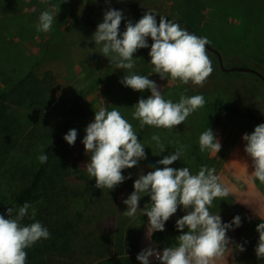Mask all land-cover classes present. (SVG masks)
<instances>
[{"label": "rangeland", "instance_id": "1", "mask_svg": "<svg viewBox=\"0 0 264 264\" xmlns=\"http://www.w3.org/2000/svg\"><path fill=\"white\" fill-rule=\"evenodd\" d=\"M109 4L113 9L134 14L139 18L136 22L148 10L158 15V19L164 16L177 23L183 20L184 26H191L222 53L225 67L254 68L251 63H255L264 72V0H110ZM98 7L96 0H45L43 3L41 0H0V88L33 72L44 78L49 89L48 99L44 98L38 109L21 107L14 110L26 132L33 127L39 129L38 138H34L36 143L30 151L32 159L39 161L37 158L44 151L48 134L76 100L80 106L79 114L75 112L64 125L69 121V130H77L80 144L73 158V174L62 184L81 191L84 184L80 171L90 177L83 166L90 157L86 155L80 139L85 137L86 127L94 122L95 111L101 107L108 111L116 108L132 124L147 156L137 167L123 170L126 179L114 190L104 189L100 197L70 198L68 213L77 221L78 231L67 240L60 253L41 259L37 264H119L132 252L140 253L149 246L163 251L165 244L154 240L155 232L151 239L147 236V215L138 211L136 218L130 219L122 214L127 211L123 201L133 193L135 180L142 173L163 167L159 160L174 154L179 145L187 146L186 154L170 167H188L192 174H197L201 166L210 168L213 163L209 153L199 150L202 132L211 128L220 141L230 127L251 134L256 126L264 124L260 116L262 88L241 77L247 72L226 74L219 69L218 60L208 54L214 71L203 87L191 83H168L152 71L151 47H148L134 54L132 72L155 81L165 99L179 102L181 94L203 95L206 103L173 131L151 126L141 128L139 121L132 117L133 107L141 98L147 99L151 92H136L123 86L120 81L126 73L111 64L100 52L101 46L92 41L98 24L103 22L97 13ZM47 10L52 11L55 17L52 29L47 33L38 32V18ZM120 30L125 31L123 28ZM217 101H222L223 106L219 122L212 126ZM153 135L160 136L166 148L164 153L152 141ZM129 176L131 179H127ZM13 189L7 184L0 188L2 207L11 201ZM147 197L150 198L142 194L140 210L147 205L142 200ZM169 225L170 221L165 224L168 247L174 245L168 235ZM258 242L259 233L252 241L254 249ZM237 253L239 264L247 261L249 264H264V259H257L255 252L244 255L238 250ZM229 255L226 251V259ZM151 260L152 264H159L155 258Z\"/></svg>", "mask_w": 264, "mask_h": 264}, {"label": "clouds", "instance_id": "2", "mask_svg": "<svg viewBox=\"0 0 264 264\" xmlns=\"http://www.w3.org/2000/svg\"><path fill=\"white\" fill-rule=\"evenodd\" d=\"M106 2L110 3V0ZM157 16L148 10L135 24L129 20L126 30L121 34L123 12L109 8L104 13L103 22L98 24L92 41L96 46H101L100 52L111 64L126 73L120 81L123 86L141 93L150 90L151 95L147 99L141 98L133 107L132 117L139 121L140 127L151 126L173 131L204 107L205 97L181 94L179 102L165 99L155 81L131 71L135 67L134 54L148 48L147 41L151 38L149 56L152 71L168 83H191L203 87L214 68L207 54V38L189 33L179 23L169 21L164 16H159L158 23ZM54 19L52 11H43L38 18L37 31L49 32ZM85 131L82 143L90 159L83 166L88 175L95 179L97 189L114 190L126 179L123 170L137 167L141 160L147 159L145 147L132 124L116 108L111 111L104 107L96 110L94 122ZM77 136V130L71 129L64 140L74 146ZM151 139L164 153L166 148L160 136L153 135ZM243 141L244 152L251 160L253 169L249 178L264 184V124L256 126L251 134H244ZM221 148V142L211 128L201 133L200 152L215 156ZM186 151V145H179L174 154L170 153L159 160V165L163 167L140 174L134 182L133 193L123 201L127 205V211L122 213L124 216L135 219L138 211L147 215L149 239L154 232L165 231V224L179 208L182 207L186 212L176 221V228L182 233L176 237V244L164 248L162 252L151 246L146 247L136 257L140 264H152L151 258H155L159 264H217L232 243L227 232L234 230L233 225L236 228L241 226L240 216L237 215L231 223H223L220 215H213L209 210L217 198L224 199L230 194V189L220 182L214 167L203 165L197 174H192L188 167H170L181 160ZM37 159L41 164L48 161L42 151ZM127 179H131V176ZM142 194L150 196L151 203L140 210ZM30 208L34 218L36 210L28 203H24L18 210L9 207L7 218L0 214V264H27L26 250L50 238L49 230L39 221L30 225L22 223ZM256 231L259 233V242L255 253L257 259H264V223H260ZM236 247L240 252L246 250L243 245Z\"/></svg>", "mask_w": 264, "mask_h": 264}, {"label": "trees", "instance_id": "3", "mask_svg": "<svg viewBox=\"0 0 264 264\" xmlns=\"http://www.w3.org/2000/svg\"><path fill=\"white\" fill-rule=\"evenodd\" d=\"M96 1L99 3L97 13L103 18L105 13L104 5L101 0ZM107 3L109 8H112L109 2ZM119 11H122L124 15L120 29L126 30V24L129 20L135 24L136 20L139 19L130 12ZM157 22L159 23L158 18ZM181 22L179 24L183 29H192L195 32L191 26H184L183 22ZM120 32L122 31L120 30ZM207 54L218 60L217 55L208 49ZM246 61L251 62L248 59ZM251 66L260 70L255 66V63H251ZM219 69L221 70L220 67ZM260 71L264 74L262 70ZM226 74L228 73L226 72ZM241 77L248 83H255L261 86L260 98L263 109L260 116L264 121L263 80L254 73H243ZM235 79L238 80V78ZM48 93L49 89L45 85L44 78H40L33 72L27 73L24 78L13 83L4 84L0 88V188H3L4 184L9 185L12 189L14 188L12 196H10L11 201L3 207L0 204V214H4L5 218H7V209L9 207L18 210L24 203H28L35 208L36 215L32 218V209L30 208L28 216L24 218L22 223L30 225L39 221L50 232L49 239L41 240L26 250L28 253L27 264H37L41 259L60 253L64 244L68 243L67 240L77 233V221L72 219L68 213V201L70 198L102 196V190L95 187V180L85 175L83 171H80L83 174L81 179L84 184L81 191L61 183L73 174V169L75 168L73 158L79 149L80 142L78 137L74 146H70L64 140V136L70 131V122L68 121L66 126L64 123L70 116H74L75 112L79 114L80 106L78 105V100H76L74 106L67 108L48 134V140L43 151V154L48 157L47 163L41 164L39 161L32 159L30 151L36 143L34 138H38L39 129L33 127L26 132L20 120L15 117L14 110L21 107L38 109L43 105L42 100L44 98L48 99ZM222 106V101L216 102V117L212 121V126L219 122ZM83 139L84 137L80 140L83 141ZM0 199H3V197L0 196ZM142 200L146 204L151 203V198L149 197ZM13 214L15 215V211ZM169 226L171 227V225ZM153 238L157 243H161L164 240L163 232H155ZM138 254L139 252L137 251L132 252L124 259H121L119 264H140L136 258Z\"/></svg>", "mask_w": 264, "mask_h": 264}, {"label": "crops", "instance_id": "4", "mask_svg": "<svg viewBox=\"0 0 264 264\" xmlns=\"http://www.w3.org/2000/svg\"><path fill=\"white\" fill-rule=\"evenodd\" d=\"M224 131V130H223ZM250 134L245 130L230 127L220 139L222 148L215 156H210L213 161L210 168L216 169V174L220 177V182L230 189V194L224 199L217 198L210 207L213 215H220L223 223H231L238 215L241 217V226L234 230H229L227 236L232 241L228 246L229 258H224L217 264H239L237 245H243L246 249L244 255L255 252L252 241L257 235L256 228L264 220V184L255 178H249L253 171L251 160L244 152V134ZM186 214L181 207L177 213L170 218V242L176 244V237L181 235L176 228V221ZM188 231L187 228L184 230ZM165 247L167 235L163 231ZM161 247V246H159ZM247 253V254H246ZM243 256L240 255V258ZM249 264V261L246 262Z\"/></svg>", "mask_w": 264, "mask_h": 264}, {"label": "water", "instance_id": "5", "mask_svg": "<svg viewBox=\"0 0 264 264\" xmlns=\"http://www.w3.org/2000/svg\"><path fill=\"white\" fill-rule=\"evenodd\" d=\"M101 1H102L103 5H104V9H105V12H106L109 9V5L106 2V0H101ZM187 31L189 33L195 34L198 37H202L201 35L195 33L192 29H187ZM147 42H148L149 46H151L152 40L151 39H148ZM206 48L209 51H211V52H213L214 54L217 55L219 67L222 70H224L226 72H247V73H254V74L258 75L263 80V82H264V74L262 72L254 69V68H250V67H239V66H237V67H229V68H227V67H225V64H224L223 55H222V53L218 49L214 48L210 44L206 45Z\"/></svg>", "mask_w": 264, "mask_h": 264}, {"label": "built area", "instance_id": "6", "mask_svg": "<svg viewBox=\"0 0 264 264\" xmlns=\"http://www.w3.org/2000/svg\"><path fill=\"white\" fill-rule=\"evenodd\" d=\"M162 252V251H161Z\"/></svg>", "mask_w": 264, "mask_h": 264}, {"label": "flooded vegetation", "instance_id": "7", "mask_svg": "<svg viewBox=\"0 0 264 264\" xmlns=\"http://www.w3.org/2000/svg\"><path fill=\"white\" fill-rule=\"evenodd\" d=\"M151 47V46H150Z\"/></svg>", "mask_w": 264, "mask_h": 264}]
</instances>
